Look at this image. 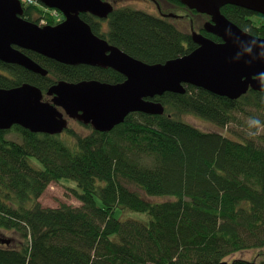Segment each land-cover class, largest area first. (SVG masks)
<instances>
[{
	"label": "trees",
	"instance_id": "16d2710c",
	"mask_svg": "<svg viewBox=\"0 0 264 264\" xmlns=\"http://www.w3.org/2000/svg\"><path fill=\"white\" fill-rule=\"evenodd\" d=\"M19 1L29 23L56 26L64 19L36 0L33 5ZM168 1L183 7L179 0ZM220 12L241 30L264 38L263 16L230 5ZM187 13L183 20L191 32L220 42L204 31L209 17ZM80 18L105 38L91 16ZM108 21L111 42L148 65L195 48L191 32L177 30L175 21L129 9L114 11ZM21 52L47 76L0 62L1 89L29 84L44 93L60 81L104 82L96 68ZM153 101L165 108L163 115L132 113L110 132H90L72 138L74 143L19 126L0 131V233L17 237L0 245V264H264V257L226 261L264 248V129L250 138L230 129L245 108L251 109L248 118L264 127V90L231 101L188 86L184 95L165 93ZM184 116L206 121L214 130L203 131ZM8 134L20 140H9ZM62 180L75 183L80 206L43 208L39 198ZM156 198L167 200L152 201ZM117 209L147 220L120 221L114 218Z\"/></svg>",
	"mask_w": 264,
	"mask_h": 264
},
{
	"label": "water",
	"instance_id": "95a60500",
	"mask_svg": "<svg viewBox=\"0 0 264 264\" xmlns=\"http://www.w3.org/2000/svg\"><path fill=\"white\" fill-rule=\"evenodd\" d=\"M36 1L60 12L63 22L40 27L22 19L19 0H0V62L45 77L47 71L21 52L30 51L62 65L113 68L126 80L115 85L60 81L46 93L50 102L44 101L40 89L29 84L0 88V131L19 126L33 134L60 135L68 128L69 120H76L106 133L132 113L163 115L165 108L153 99L165 93L184 95L188 86L231 101L249 91L264 90V38L241 30L220 12L230 5L264 17V0H179L187 9L209 17L204 31L221 42L192 32V42L198 46L195 50L153 65L108 46L80 18V14L88 13L105 19L113 10L110 3ZM9 244L10 239L0 237V245Z\"/></svg>",
	"mask_w": 264,
	"mask_h": 264
},
{
	"label": "rangeland",
	"instance_id": "374dc122",
	"mask_svg": "<svg viewBox=\"0 0 264 264\" xmlns=\"http://www.w3.org/2000/svg\"><path fill=\"white\" fill-rule=\"evenodd\" d=\"M141 2V3H140ZM118 9L120 7H126L129 10L139 12H147L151 13L149 4L143 3L140 0L136 1H129V2H124V3H118L116 5ZM153 13V11H152ZM258 17L254 16L251 18V20L257 22ZM201 22V20H200ZM174 24L180 25V21H175ZM197 28V27H196ZM184 32L189 34L191 32L190 28L187 26L186 23H184ZM196 30V29H195ZM251 112L250 108H245L244 113H240L237 122L235 125H231L230 129L232 130L234 135H241L246 138L252 137L256 132H261L264 127L260 125V122H254L250 120L247 116V113ZM182 120L184 122H187L203 131H213L214 128L212 125L206 121H203L201 119L195 118L193 116H184L182 117ZM69 131L64 132L60 137L62 140L70 139L74 143V140L72 138L74 137H81L84 138L88 135H90V130L86 129L81 123L75 122L73 120H69V125H68ZM226 136L233 138L232 134L228 132H224ZM254 133V134H253ZM6 138L9 140H15L19 141V137L15 134H8L6 135ZM78 189L75 185L74 182L69 181V180H62L60 182H53L48 186V188L45 190V192L42 194V196L39 198V203L43 208H59L62 205H67L70 207H79L80 203L78 199L76 198L77 196ZM156 202H162L167 199H162V198H156L152 199V201ZM96 203L98 207H101V202L96 199ZM114 218L120 220V221H126V220H137V221H144L147 220V217L143 214L140 213H135V212H130V211H123L121 209H117L114 213ZM2 233L8 237L9 239H15L13 242H17V237L14 233L9 232V231H2ZM14 247V246H12ZM264 257V248L263 249H250L244 252L237 253L235 255H232L226 261H230L232 259H243V260H259L260 258Z\"/></svg>",
	"mask_w": 264,
	"mask_h": 264
},
{
	"label": "flooded vegetation",
	"instance_id": "af4514ba",
	"mask_svg": "<svg viewBox=\"0 0 264 264\" xmlns=\"http://www.w3.org/2000/svg\"><path fill=\"white\" fill-rule=\"evenodd\" d=\"M103 2H108L112 5L113 7V10H112V13L116 10H120V9H128L126 7H120V9H118L116 7V5L118 3H124V2H129V1H136V0H101ZM142 1L143 3H147L149 4V7L151 8L150 11L151 13H147V12H143V11H139L141 13H144V14H148L154 18H157L159 20H162V21H167L169 22L170 20L171 21H180V25H176V29L179 30V31H183L184 29V23H186L187 25H189V23L185 20H183L184 17H188L190 13H187V8H184L183 7H179L177 6L176 4L168 1V0H140ZM141 3V2H140ZM36 4V2H35ZM46 8V7H45ZM47 9V8H46ZM187 9V10H186ZM153 11V13H152ZM111 13V14H112ZM85 15H89L91 16V19L92 21L94 22V20L96 21V24H97V28H98V32L99 34L101 35H104L105 38H101V37H98L100 40H103L105 41L108 46L110 47H113V48H116L118 49L119 51H121L122 53H124L119 47L115 46L112 42H111V36L109 37L108 34L110 33L111 34V29L109 27V21H108V18L110 16V14L107 16V18L105 19H98L94 16H92L91 14H88V13H84ZM194 16V15H193ZM63 17V16H62ZM22 19L24 20L23 18V15H22ZM61 20V19H59ZM58 20V21H59ZM26 21V20H25ZM29 22V21H27ZM40 27H42V25H39ZM202 26H204V24H202ZM191 28V26H190ZM92 31V30H91ZM94 34V33H93ZM95 35V34H94ZM96 36V35H95ZM213 41V40H212ZM221 42V41H220ZM220 42H216V43H220ZM195 48L194 50L198 47L195 43H193ZM109 52L106 53L107 56H109ZM125 54V53H124ZM38 55V54H37ZM127 55V54H125ZM40 56V55H39ZM128 56V55H127ZM43 57V56H42ZM133 58V57H132ZM134 60H136L135 58H133ZM10 65V64H9ZM88 67H91V68H96L97 71L96 73L99 74L101 80H103L104 82H100V83H105V84H112V85H115V84H120V83H123L126 78L124 76H122L120 73H118L116 70H114L113 68H102V67H93V66H88ZM24 69V68H23ZM26 70V69H25ZM28 71V70H27ZM32 73V72H31ZM35 74V73H34ZM38 75V74H36ZM41 76V75H39ZM47 76V75H46ZM45 76V77H46ZM41 77H44V76H41ZM118 81V82H117ZM107 82V83H106ZM117 82V83H116ZM56 84V83H55ZM54 84V85H55ZM52 87V86H51ZM49 89V88H48ZM48 91V90H47ZM47 91L46 92H42L43 94V98H44V101L45 102H50L51 101V97H48L47 96ZM75 122H78L76 120H73ZM79 123V122H78ZM86 129L90 130L89 132H97L94 130V128L91 126V125H84L83 123H81ZM68 125H69V121H68ZM69 128H67L68 130ZM66 130V131H67ZM65 132V131H64ZM64 132H62L60 135L64 134Z\"/></svg>",
	"mask_w": 264,
	"mask_h": 264
},
{
	"label": "built area",
	"instance_id": "2783aa9c",
	"mask_svg": "<svg viewBox=\"0 0 264 264\" xmlns=\"http://www.w3.org/2000/svg\"><path fill=\"white\" fill-rule=\"evenodd\" d=\"M28 2H30V3H31V0H28Z\"/></svg>",
	"mask_w": 264,
	"mask_h": 264
}]
</instances>
